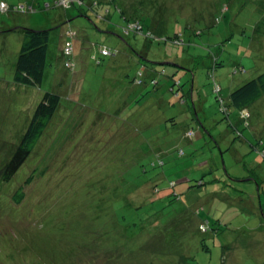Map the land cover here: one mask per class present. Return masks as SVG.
I'll return each instance as SVG.
<instances>
[{"label": "rangeland", "instance_id": "rangeland-1", "mask_svg": "<svg viewBox=\"0 0 264 264\" xmlns=\"http://www.w3.org/2000/svg\"><path fill=\"white\" fill-rule=\"evenodd\" d=\"M0 1L11 7L0 13V83H6L0 91V105L5 101L0 109V153L9 133V139L23 133L34 104L49 87L46 82L42 89L12 84L22 29H52L50 50L55 54L67 26L94 46L118 51L103 57L101 66L89 60L82 74L83 94L71 105L86 109L89 124L102 116V136L88 150L91 160L95 154L105 166L91 169L93 177L83 169L72 182L76 191L71 190V177L60 176L54 167L45 171L29 188L30 215L26 209L12 211L10 204L0 207V262L10 245L19 251L0 264L20 259L24 264L26 254L38 251L26 249L33 220L44 228L51 245V264H264V191L257 182L243 181L251 177L264 182V97L244 117L234 106L224 113L215 90L222 87L220 97L228 105L229 92L264 72V0H119L124 6L125 1L141 2L134 4L141 16L151 8V17L142 23H160L165 35L192 22L190 27L203 34L191 37L190 44L185 38L184 46L148 42L140 35L113 37L102 32L111 29L96 12H64L53 6L55 0ZM48 4L53 7L31 11ZM71 16L72 23L65 24ZM174 61L178 72L174 64L156 65ZM161 67L181 80L177 90L185 91L184 100L170 91L174 81L164 86L159 80L156 90L151 85L154 70ZM56 68L50 72L58 74ZM143 71L144 84L135 85ZM138 95L141 100L136 102ZM189 130L195 132L192 139L186 137ZM44 147L30 162L46 153ZM160 160L163 166L157 165ZM25 174L3 187L4 192L14 190ZM198 181H206L205 186L192 187ZM166 190L170 197H164ZM40 251L46 255L47 246Z\"/></svg>", "mask_w": 264, "mask_h": 264}, {"label": "trees", "instance_id": "trees-1", "mask_svg": "<svg viewBox=\"0 0 264 264\" xmlns=\"http://www.w3.org/2000/svg\"><path fill=\"white\" fill-rule=\"evenodd\" d=\"M61 1L63 3H61ZM125 4V6L122 5L119 0H55L53 6L57 9H62L64 12L72 8L73 10L76 9L79 12L78 16H83L90 12H96L98 19L107 20L108 22L105 24L111 29L102 32L113 37L118 36L120 38H128L140 35L148 39V42L158 39L159 42H171L177 46H184L187 45L185 38H187L190 44L191 37L197 35L201 36L203 34L201 31H196L194 28L190 27L193 26L192 22H187L180 26V29H175L171 36L165 35V31L162 29L160 23L153 22L152 26L147 25L148 27L142 23L144 18L151 17L150 15L153 12L150 11L151 8H145L146 10L141 16L138 14V9L134 8L135 3L131 4L129 1H125ZM140 4L141 2L135 5ZM53 6L52 4H48L44 7L39 6L40 9L31 7V11H43L44 9L51 8ZM4 9H8L7 12H9L11 7L5 1H0V13L3 12L2 10ZM22 9H24V6H22ZM110 9H113V11ZM99 11L104 14L100 15ZM114 17L118 18L117 23H113ZM72 21L73 16H71L65 24L69 25ZM67 27L68 28L60 39L59 44H57L58 54H55V52L50 50L52 29H22L23 42L14 67V83L12 84L34 89L38 87L41 88L46 82L49 84V87L44 89L45 91L42 93V97L36 105L34 104L32 115L29 117L27 126L23 133L18 136L17 134H13L14 139H9L10 134H12L9 133V137H7V141L5 142L6 147L0 153V189L12 185L17 176L23 175L24 172H26L25 175H27L25 180L15 187V191L11 190L8 194L5 193L3 189L0 191V207L2 208L10 204L12 211L19 212L26 209L28 211V215H30V201L28 194H30L31 189L29 188L35 179H39L43 176L45 171L52 170L53 167L56 168L60 176L64 178L71 177V190L76 191L74 188L75 183L72 184V182L73 179H76V177L78 178L79 176H82L83 169L87 173H90L93 177L94 172L92 170L96 166H105L102 161L100 162L101 158L94 153V158L91 160L90 156L92 153L88 150V146L92 143V141L94 142V139L98 136H102V131H100L101 124L103 122L102 116L98 115V120L89 124L92 118L90 115H86L84 113L86 112V109H83L81 106L72 107L71 105H75V102L81 99L80 94H83V92H81V86L84 80L82 74L85 73L84 67L88 64L89 60L94 62L96 66H101L103 57H114L117 55L118 51H114L113 49H109L107 46H101L99 44L94 46V43L87 41L88 38H82L78 30L71 28V26ZM260 37L264 40L263 34H260ZM85 46H87V48ZM174 62L175 63L157 62L156 65L166 66L174 64L173 66L176 68L178 66L176 63L177 61ZM55 66L57 67L56 71L58 74L50 72V69ZM180 66V69H184L182 65ZM58 67L61 69L58 70ZM157 69L158 71L154 70V79L151 80V85L154 86V89H158L162 83L164 86H168L171 81H174V86L170 91H173L172 93H175L176 96H181V99L185 98V91L182 90L180 93V91L177 90L178 87H181L182 82L180 79H174V71L170 72V70H168L170 72L169 73L165 67ZM176 72H178V69ZM158 74L161 75L158 77ZM181 75H183V73ZM156 77H158V80ZM142 78H144V71L138 73L134 79V84H144V80ZM159 80L162 81L161 84ZM93 81L95 82V77H93L91 86H94L95 84ZM5 84L6 83H4V85L0 83V91L3 89ZM216 85L217 84L215 82V86ZM194 87L195 86L192 85L191 98H195ZM215 90L219 97L218 102L221 106L220 108L224 113L228 112L229 107L231 108V106H234L240 109L244 117H247L249 115L250 106L254 105L257 101L264 97V72L259 74L256 78L243 84L241 87L229 92L227 95L229 106L226 105L224 98L220 97L222 87L219 86V88H215ZM102 94L103 93H100V95ZM141 97H143V95ZM140 100L141 98H139L138 95L135 101L139 102ZM1 103L2 105H0V109L5 106V101L1 99ZM62 120L64 122H61ZM171 120L176 121L175 117H172ZM56 125L58 130L56 128L52 130V128ZM49 131L50 133L46 136V133ZM81 132L83 133L79 135ZM1 133L2 130H0V134ZM3 136L5 138V135ZM186 137L192 139L195 137V132L193 130L187 131ZM78 139L79 141H77ZM44 145L46 153L42 155L43 158L38 157L36 160L37 162H30L32 158L35 159V155L41 151V147ZM65 145L68 146V149ZM81 145H83L82 148H79ZM69 150H71V155L67 152ZM40 161L43 162V164L45 163L44 168H42ZM72 162L73 164H71ZM154 163L155 162H153V164ZM161 163L162 161L160 160L157 165L163 166L164 163ZM66 165L68 166L67 168H65ZM108 172L112 173V175H110L111 177L114 175V171L111 170ZM99 174L100 173H98L97 176ZM255 180L249 177L243 181L249 183L257 182L260 190L264 191V182H260L257 178ZM81 182L94 183V181L87 182L84 180ZM205 182L206 181H202L199 183L198 181L196 182V185H193L192 187H196L197 185L205 186ZM111 186L113 188H119L114 182H111ZM155 191L159 192L156 189ZM170 195L171 194L168 193V190H166L164 197L167 198L170 197ZM170 200L174 199L171 198ZM180 201H182V198ZM261 211L264 216L262 206ZM38 224V220H33L32 235L30 236L29 241L30 245L26 248L29 251L38 247V251H31L26 254L24 264H45L48 259V263L51 264L50 261H53V252H49L50 250L48 251V246L51 245L48 244L45 239V233L43 231L44 228L39 227ZM48 225L49 224H47V226ZM60 230H63V228ZM60 232L61 231H59V233ZM71 234L72 233H70V235ZM50 239L52 241L54 240L51 237ZM74 242L75 240L71 238V244ZM44 245L47 246L48 252L46 255H42L40 251L44 248ZM15 247L18 250L16 244L9 246L10 251L6 252L7 256L0 263H4L5 261L7 262L11 258V255L19 252L15 249ZM14 264H22L21 259Z\"/></svg>", "mask_w": 264, "mask_h": 264}, {"label": "bare ground", "instance_id": "bare-ground-1", "mask_svg": "<svg viewBox=\"0 0 264 264\" xmlns=\"http://www.w3.org/2000/svg\"><path fill=\"white\" fill-rule=\"evenodd\" d=\"M201 228H204V226H203V225H201Z\"/></svg>", "mask_w": 264, "mask_h": 264}]
</instances>
